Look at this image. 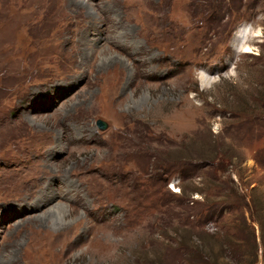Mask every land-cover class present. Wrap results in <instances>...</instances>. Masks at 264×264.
<instances>
[{"label": "rangeland", "instance_id": "rangeland-1", "mask_svg": "<svg viewBox=\"0 0 264 264\" xmlns=\"http://www.w3.org/2000/svg\"><path fill=\"white\" fill-rule=\"evenodd\" d=\"M0 264H264V0H0Z\"/></svg>", "mask_w": 264, "mask_h": 264}, {"label": "water", "instance_id": "water-1", "mask_svg": "<svg viewBox=\"0 0 264 264\" xmlns=\"http://www.w3.org/2000/svg\"><path fill=\"white\" fill-rule=\"evenodd\" d=\"M97 125H98V127H99L100 129H102V130H105V129L108 127L107 122L104 121V120H102V119H99V120L97 121Z\"/></svg>", "mask_w": 264, "mask_h": 264}, {"label": "bare ground", "instance_id": "bare-ground-1", "mask_svg": "<svg viewBox=\"0 0 264 264\" xmlns=\"http://www.w3.org/2000/svg\"><path fill=\"white\" fill-rule=\"evenodd\" d=\"M85 2V1H84ZM92 5V4H91ZM89 6V5H88ZM65 208H64V206L61 204V205H58L57 207H55V208H53V209H51V210H53V211H55V212H58V213H61L63 210H64Z\"/></svg>", "mask_w": 264, "mask_h": 264}, {"label": "trees", "instance_id": "trees-1", "mask_svg": "<svg viewBox=\"0 0 264 264\" xmlns=\"http://www.w3.org/2000/svg\"><path fill=\"white\" fill-rule=\"evenodd\" d=\"M179 172H180V174H181V176H183L185 173L184 172H186V170L185 169H181V170H179ZM248 206V205H247ZM210 211V208L208 209V212ZM256 262V261H255Z\"/></svg>", "mask_w": 264, "mask_h": 264}]
</instances>
